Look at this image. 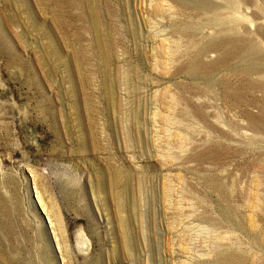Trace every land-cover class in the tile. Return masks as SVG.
<instances>
[{"label": "rangeland", "instance_id": "374dc122", "mask_svg": "<svg viewBox=\"0 0 264 264\" xmlns=\"http://www.w3.org/2000/svg\"><path fill=\"white\" fill-rule=\"evenodd\" d=\"M0 264H264V0H0Z\"/></svg>", "mask_w": 264, "mask_h": 264}]
</instances>
